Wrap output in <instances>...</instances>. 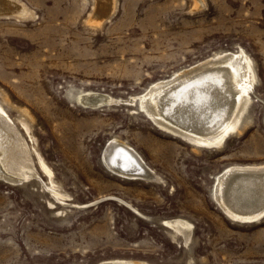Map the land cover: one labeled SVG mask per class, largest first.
Here are the masks:
<instances>
[{
  "label": "rangeland",
  "instance_id": "rangeland-1",
  "mask_svg": "<svg viewBox=\"0 0 264 264\" xmlns=\"http://www.w3.org/2000/svg\"><path fill=\"white\" fill-rule=\"evenodd\" d=\"M114 1L98 23L95 0H9L26 12L0 14V103L31 169L0 176V264H264V217L234 220L212 195L224 167L264 162V0ZM240 49L256 76L248 123L222 146L171 135L140 107L150 83ZM88 90L112 100L82 106ZM112 137L153 177L111 172Z\"/></svg>",
  "mask_w": 264,
  "mask_h": 264
},
{
  "label": "bare ground",
  "instance_id": "bare-ground-1",
  "mask_svg": "<svg viewBox=\"0 0 264 264\" xmlns=\"http://www.w3.org/2000/svg\"><path fill=\"white\" fill-rule=\"evenodd\" d=\"M194 1L197 5L203 2ZM12 3L0 0V14L15 10H20L21 14L26 12L24 7L18 8L15 2ZM114 6V0H95L90 18L96 23L101 22ZM255 78L252 60L242 49L218 51L174 71L169 78L150 83L139 96V105L171 135L193 145L222 146L228 136L240 132L248 123V119L241 117L251 101L249 94ZM111 100L108 95L91 90L81 91L76 96L77 103L89 108H97ZM105 142L101 160L111 172L120 176L153 177V171L141 156L123 140L112 137ZM25 161L23 140L0 103V176L27 177L31 169ZM41 163L47 172H51ZM212 195L217 206L234 220L256 221L264 217V162L224 167L216 175ZM165 222L172 225L174 221ZM175 222L185 227L181 232L187 238L186 224L180 219ZM175 227L180 230L179 226ZM109 264L147 263L114 259Z\"/></svg>",
  "mask_w": 264,
  "mask_h": 264
},
{
  "label": "water",
  "instance_id": "water-1",
  "mask_svg": "<svg viewBox=\"0 0 264 264\" xmlns=\"http://www.w3.org/2000/svg\"><path fill=\"white\" fill-rule=\"evenodd\" d=\"M102 158V157H101ZM119 174V173H118ZM121 176H125V177H132V176H130V175H128V174H121ZM239 221H241L240 219H238ZM242 221H244V220H242Z\"/></svg>",
  "mask_w": 264,
  "mask_h": 264
}]
</instances>
